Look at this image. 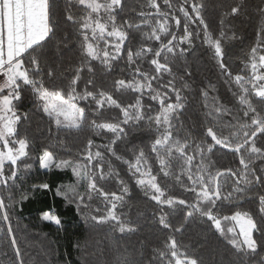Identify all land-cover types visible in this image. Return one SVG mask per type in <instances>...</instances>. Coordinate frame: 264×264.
I'll use <instances>...</instances> for the list:
<instances>
[{"label":"snow or ice","instance_id":"6c2138e0","mask_svg":"<svg viewBox=\"0 0 264 264\" xmlns=\"http://www.w3.org/2000/svg\"><path fill=\"white\" fill-rule=\"evenodd\" d=\"M253 15L234 69L236 22ZM34 172L70 173L56 195L104 230L95 264H264V0H0V251L11 264H27L18 207L50 188L25 189ZM141 197L150 209L133 218L125 209ZM200 224L217 241L205 252L185 241Z\"/></svg>","mask_w":264,"mask_h":264},{"label":"trees","instance_id":"16d2710c","mask_svg":"<svg viewBox=\"0 0 264 264\" xmlns=\"http://www.w3.org/2000/svg\"><path fill=\"white\" fill-rule=\"evenodd\" d=\"M133 0H129L131 4ZM211 13V9H209ZM258 24L257 18L253 16L241 17L236 22V31L239 38L229 45L231 54L230 63L233 64L234 69L239 65L240 58L243 57L244 51L248 49L253 41L254 31ZM68 32L71 34L72 29L69 27ZM199 44V41H197ZM75 47V45H70ZM60 55L64 58L65 62L72 55L68 49H62ZM195 68V66H194ZM211 75L207 67H201L198 76L204 79L205 76ZM215 81V76H212ZM220 87V95L227 99L230 94L226 90V86L222 84ZM199 108V103L194 98L190 97L189 113L195 117L198 115L196 109ZM40 115L33 117L34 121H39ZM46 119V118H45ZM187 119V117H185ZM35 128V123L33 124ZM227 164V160L224 161ZM70 173H49L45 174L40 172L36 175L34 172L31 179L24 187L27 189L30 183H39L41 181L47 182L50 185L48 190H37L30 195V199L25 201L17 209V216L14 218L19 220L20 230L18 236L22 247L26 253L27 264H85L86 261L90 264H95L97 259L103 260V257L93 256V251L99 252L107 246L108 241L105 240L103 229L94 230L91 222H86L85 219L77 212L75 205H69L61 197L56 195V188L62 183L70 182ZM248 203L245 202L241 210L247 209ZM150 209V204L143 202L141 197L140 201L130 202L125 211L130 210L133 218L137 217L138 213L146 212ZM52 211L57 214L62 221V225L58 227L50 222H44L39 219L42 211ZM150 215V212H148ZM224 214H231L225 211ZM231 224L225 222V227ZM207 225H194L190 228L185 241L190 243L194 249L205 252L208 245H215L217 241L212 233H207L208 239H204V230ZM146 231L141 233L145 235ZM190 237V238H189ZM136 237H133L135 242ZM87 245V249L85 246ZM203 245V247H201ZM8 257L3 255L0 251V264H11V250L8 249Z\"/></svg>","mask_w":264,"mask_h":264}]
</instances>
